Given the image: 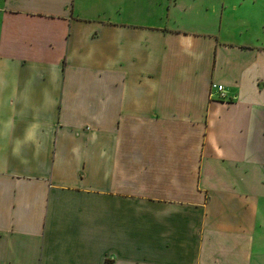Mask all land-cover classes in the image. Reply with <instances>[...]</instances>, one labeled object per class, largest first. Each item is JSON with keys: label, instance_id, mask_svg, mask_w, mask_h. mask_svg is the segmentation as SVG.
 <instances>
[{"label": "crops", "instance_id": "crops-1", "mask_svg": "<svg viewBox=\"0 0 264 264\" xmlns=\"http://www.w3.org/2000/svg\"><path fill=\"white\" fill-rule=\"evenodd\" d=\"M0 264H264V0H0Z\"/></svg>", "mask_w": 264, "mask_h": 264}, {"label": "built area", "instance_id": "built-area-1", "mask_svg": "<svg viewBox=\"0 0 264 264\" xmlns=\"http://www.w3.org/2000/svg\"><path fill=\"white\" fill-rule=\"evenodd\" d=\"M210 96H215L217 98H224L225 97V90L222 85L219 84H211L210 89Z\"/></svg>", "mask_w": 264, "mask_h": 264}, {"label": "clouds", "instance_id": "clouds-1", "mask_svg": "<svg viewBox=\"0 0 264 264\" xmlns=\"http://www.w3.org/2000/svg\"><path fill=\"white\" fill-rule=\"evenodd\" d=\"M27 139L28 140H32L33 139V134L32 133H29L28 136H27ZM14 151H19V148H15Z\"/></svg>", "mask_w": 264, "mask_h": 264}]
</instances>
